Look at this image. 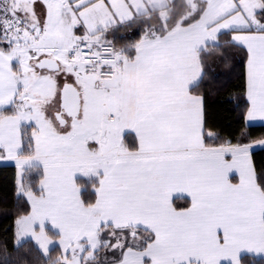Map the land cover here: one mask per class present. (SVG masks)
<instances>
[{"label":"snow or ice","instance_id":"snow-or-ice-1","mask_svg":"<svg viewBox=\"0 0 264 264\" xmlns=\"http://www.w3.org/2000/svg\"><path fill=\"white\" fill-rule=\"evenodd\" d=\"M209 48L245 52L244 119L264 121V0H0V160L42 177L18 179L17 245L47 264H264V138L205 142Z\"/></svg>","mask_w":264,"mask_h":264},{"label":"trees","instance_id":"trees-1","mask_svg":"<svg viewBox=\"0 0 264 264\" xmlns=\"http://www.w3.org/2000/svg\"><path fill=\"white\" fill-rule=\"evenodd\" d=\"M143 34L141 24L123 25L108 33L117 49L138 41ZM226 37L221 38V43ZM221 50L209 48L211 56L204 59V75L193 87V93L201 95L204 100L205 131H212L213 138L205 137V142L218 145L226 140H236L241 133H248L252 139L264 138V125H248L244 116L247 102L246 87V54L239 48L229 49L225 56ZM134 133L126 135L130 142ZM253 160L257 168H264V149L254 151ZM25 180L33 190L38 188L42 178L40 170L25 173ZM78 185L84 189L82 198L94 200L92 184L88 178H79ZM178 205L186 204L187 200L176 198ZM30 211V203L19 190L18 168L15 165H0V264H47V260L39 247L26 240L17 245V227L15 221ZM49 234L56 237L49 229ZM6 246V248H5ZM60 248L55 247L49 254L51 258L60 255ZM248 257L245 255V264Z\"/></svg>","mask_w":264,"mask_h":264},{"label":"rangeland","instance_id":"rangeland-1","mask_svg":"<svg viewBox=\"0 0 264 264\" xmlns=\"http://www.w3.org/2000/svg\"><path fill=\"white\" fill-rule=\"evenodd\" d=\"M258 149H259V148H258ZM258 149H256V150H258ZM5 162H7V163H1V164L16 165L15 161H5ZM34 170H38V169H26V170L23 172L22 176H19V177H18V179L23 183V185L25 186V188L29 187L28 182L25 180V176H26L25 173H27L28 171H34ZM18 171H19V170H18ZM79 178H86V177L78 176L77 180H78ZM175 195H176V197H180L182 194H175ZM49 229L52 230L54 233H55V230L51 227V224H48L47 227H46V231H47V233H48L50 239L53 241V243L49 245V249H50V252H51L55 247H59V248H60V246H59V243H58V239H59V238H58L57 236H56V237H53L52 235H50V234H49ZM26 240H32V241L37 245V243L35 242V240H34L31 236H24V237H21V238H20V241H21L20 244H21L22 242L26 241ZM37 246H38V245H37ZM50 252H49V254H50ZM245 255H246V254H245Z\"/></svg>","mask_w":264,"mask_h":264},{"label":"crops","instance_id":"crops-1","mask_svg":"<svg viewBox=\"0 0 264 264\" xmlns=\"http://www.w3.org/2000/svg\"><path fill=\"white\" fill-rule=\"evenodd\" d=\"M200 82V81H199ZM198 82V83H199ZM196 86V85H195ZM194 86V87H195ZM194 95H197V94H195V93H193ZM204 101V100H203ZM248 125H264V121H260V120H254V121H248V122H246ZM129 133H131V132H129ZM128 133H126V135H127ZM5 161H9V160H0V165H10V164H1V163H7V162H5ZM16 166V165H15ZM17 167V166H16ZM177 198H179V197H177Z\"/></svg>","mask_w":264,"mask_h":264},{"label":"built area","instance_id":"built-area-1","mask_svg":"<svg viewBox=\"0 0 264 264\" xmlns=\"http://www.w3.org/2000/svg\"><path fill=\"white\" fill-rule=\"evenodd\" d=\"M115 45V44H114ZM116 47V46H115ZM117 48V47H116Z\"/></svg>","mask_w":264,"mask_h":264}]
</instances>
